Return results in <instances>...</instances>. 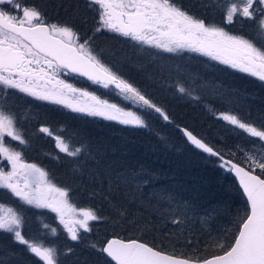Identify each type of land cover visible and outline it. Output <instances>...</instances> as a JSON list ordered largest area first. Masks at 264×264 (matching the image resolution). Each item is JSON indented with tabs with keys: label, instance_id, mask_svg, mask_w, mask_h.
<instances>
[{
	"label": "snow or ice",
	"instance_id": "snow-or-ice-1",
	"mask_svg": "<svg viewBox=\"0 0 264 264\" xmlns=\"http://www.w3.org/2000/svg\"><path fill=\"white\" fill-rule=\"evenodd\" d=\"M87 3L94 7L97 15L95 32L118 33L169 53L200 52L264 81V0H213L227 24L234 20H239L241 26L245 20L251 22V38L232 35L215 24H206L176 0H87ZM65 70L87 77L104 88L114 87L126 100L159 114L165 121L170 120L146 94L102 63L89 41L81 43L79 34L71 26L48 23L45 11L29 0H0V157L11 166L9 171L4 170L8 164L0 167V189L4 190L0 198L15 197L20 205L14 208L0 203V233L11 234L14 242L25 245L26 250L43 264H58L57 249L26 238L22 205L58 213L60 223L73 241L80 239V230H92L90 221L102 217L92 209L77 210L69 204L67 189L57 187L48 179L45 170L25 162L22 153L11 147L10 141H19L22 145L27 141L17 127L15 114L3 103V97L9 94L7 90L15 89L39 100L65 104L73 111L119 120L125 125L147 127L136 111L125 110L59 79ZM178 91L186 93L187 90L181 86ZM70 94L74 102H68ZM77 94L79 99H76ZM220 117L243 130L248 138H257L253 144L259 145L245 151L241 162H235L232 158L226 159L191 131L183 130L196 148L218 157L222 166L235 173L247 197L248 207L237 219L235 236L227 244L223 239L213 243L222 254L208 258L198 254L196 249L188 254H168L137 239L113 238L98 248L109 258L108 264H264V114L259 117V126L231 113H221ZM40 131L54 136L47 127ZM54 140L60 151L68 156L75 157L81 152L58 135ZM256 169L260 170L259 174ZM51 231L55 234L56 229ZM92 247L97 248V245Z\"/></svg>",
	"mask_w": 264,
	"mask_h": 264
},
{
	"label": "trees",
	"instance_id": "trees-1",
	"mask_svg": "<svg viewBox=\"0 0 264 264\" xmlns=\"http://www.w3.org/2000/svg\"><path fill=\"white\" fill-rule=\"evenodd\" d=\"M71 1L66 0L70 4L66 3L67 5L65 6L70 10L68 13L72 18L77 19L78 12L82 13L83 18L91 16L90 13L94 14L90 10L87 11L80 0ZM176 2L192 12L195 9L206 10L207 3L211 2V0H176ZM72 5H74V8H72ZM66 7H62L61 10L64 11ZM208 8H210L209 5ZM58 10L60 9H55L54 12ZM213 15L219 17L220 12L218 11L217 14L214 12ZM50 16L52 21L59 22L61 25L65 24L60 18ZM88 19H86L87 24H89ZM211 22L215 21L210 20L206 24H211ZM49 23L51 22L49 21ZM79 23L80 26L72 27L80 32L83 30L85 23L82 20H79ZM219 25L225 30H229L225 24H221L220 22ZM94 39H98V37H92V43L95 41ZM129 40L131 39L129 38ZM129 40L108 39L107 37L98 40L99 48H95L97 49V55H100L101 62L111 67L122 78L130 80L131 82L129 83L147 95L157 96L155 91L158 94L160 92L168 94L166 88L164 89L166 91H162L154 84L148 83L145 76L144 81H139L137 78L134 79L131 73L135 72L129 66H114V60L111 58V49L115 47L112 45L114 41L118 42L116 47L121 46L125 51L119 57L127 55L141 57V48L133 46ZM185 53L187 52H183V55ZM144 57L140 59V62ZM186 59L189 58L181 60L185 61ZM130 61L131 63H138L135 60ZM154 62H157L156 59H154ZM202 65L204 66L203 72H205V75L209 71L217 75L221 71H224L221 68L218 69L217 66L214 67V64L208 65L202 63ZM151 68L153 69V65ZM222 76L224 78L230 77L226 73ZM196 77L201 78L200 80L202 78L205 79L199 72L196 73ZM241 83L244 85L243 82ZM175 84L170 83L169 85L173 88L172 90L176 95L181 98L182 96H180L177 90L178 87ZM226 85H230V83ZM256 88L254 92L248 90V93H254L256 96L259 94L264 101V97L260 94L263 93L259 90L260 87ZM109 91L114 93L116 103H120L119 98H117L118 92L111 88H109ZM233 99L236 100V97L231 98V100ZM203 101L208 103V100ZM220 102L218 100L213 102L216 104H214L215 107H210L211 112L215 109L223 113L222 109L225 108L222 107ZM4 104L6 108L15 114L17 127L24 134L26 141L32 145L30 153L35 159H41L46 164H51L48 166L53 168L58 177L59 183L56 184L57 187H65L68 191L71 190L74 198L77 200V207L92 209L97 216L102 217V219L93 222L96 225L91 226L92 232H86L80 236L82 241L85 237L86 240H89L91 237L99 238L98 243L101 245V238L106 240L112 239V237L126 238L127 240L137 239L148 243L150 246H156L167 253L169 246L167 245V241L171 240L173 254H188L192 253L193 249H196L198 254L210 258L212 255L222 254V250L213 247L215 241L196 227L194 218L196 219L200 213L213 215L211 224L216 226V230H220L216 233L225 234L224 232L227 230L233 228L236 230L234 223L238 217L244 215L248 207L242 191H240L238 184L231 178L230 174L223 171L221 174L211 165L204 168L199 163L201 160L205 162L204 159H208L212 164L221 165V162L215 158L212 159L196 152L186 143L184 136L177 129L179 126L186 127L195 135L201 137L200 130L197 128L199 126L198 119L192 118V115L200 113L202 118H207L211 114L210 109L203 111V109L198 107L199 105L191 106L190 103L183 105L182 108H175L174 103H172L170 105L174 108L170 112L169 121L163 120L155 112L149 111V113H146L149 114V117L147 116L149 118V128L146 130L122 128L118 131L117 127L112 125L114 122L96 117L89 121L84 120L86 122L85 126L90 128L84 140L80 136L83 134L82 130H79V135H77V132L72 129L74 126L84 128L83 124L77 121H83L81 118L74 117L73 115L64 116L62 111H59V113L55 111L57 109H49L40 106L39 103L36 105L34 101L25 100L24 97L20 98L16 95L6 99ZM210 104L211 102L208 103V105ZM259 115L261 114H258V117L256 115L253 116V119L255 121L259 120ZM206 118V125L208 123L210 126L214 124L212 121H207ZM220 121H222V118L218 123ZM23 122H26V126H23ZM43 127L49 128L54 136L58 135L62 139L65 136L71 143L75 142V147L83 148L85 151L83 159H85L86 154H89L90 150L91 154L95 156L96 161H86L83 163L76 162L75 158H68L69 161L66 163L52 164L51 162L55 161L54 159L57 160L59 156L54 148L56 142L54 136L45 135L46 133L40 131ZM96 127L105 132H96L94 134V130L92 129H96ZM103 134L113 135L114 137L102 136ZM41 135L45 138L43 139ZM98 136L103 137L107 141L104 142ZM216 138L217 136L213 139L216 140ZM238 139L241 140V138ZM204 141L206 142L205 139ZM222 141H216L214 144L209 145L220 150L224 156L227 152L234 153V156L230 155L231 157L228 158H232L235 161L238 154H236V150L233 151L232 149L239 146L237 141L226 139L225 137ZM51 157H54V159ZM0 160H3V158L0 157ZM237 162H240V159ZM89 163H92L93 167L87 169L86 167H89ZM35 164L38 165L36 162ZM58 165L60 169L56 168ZM93 169L95 170V174H97L96 176L89 172V170ZM76 172H78L77 174H84V178L83 176L79 178L75 174ZM71 192H68V197L72 198ZM72 201L74 202L73 198ZM43 213L45 211H41V214ZM174 220L179 221V223H173ZM112 222H115V224L110 226ZM95 231L97 234L94 233ZM23 233L26 235V238L33 239L36 242H39L38 239H41L43 234L40 223L37 222L34 215L25 220ZM235 234L236 231L233 235L228 233L227 242L231 241ZM44 236L51 245L62 240L61 235L56 237L55 234H44ZM178 238L186 241V248ZM177 240L178 242H176ZM105 241H102V243ZM85 244L87 247L90 245L88 243ZM0 264H42V261H39L38 258L28 252L25 245L14 242L11 234L0 233Z\"/></svg>",
	"mask_w": 264,
	"mask_h": 264
},
{
	"label": "rangeland",
	"instance_id": "rangeland-1",
	"mask_svg": "<svg viewBox=\"0 0 264 264\" xmlns=\"http://www.w3.org/2000/svg\"><path fill=\"white\" fill-rule=\"evenodd\" d=\"M80 1H81V3L84 4L87 11H89V10L93 11L94 10V7L88 6L87 0H80ZM29 2L40 5L41 9H43L46 13L48 23L50 21L51 23L60 24L59 22L52 21L50 18L51 17L50 15L60 18V20L63 23H65L67 25L70 24L69 26H71V27L72 26L73 27L80 26L79 20H82L85 23V26H84L82 31L79 32V31L75 30L73 27L72 28L74 31H76L79 34L81 43H83L85 40L89 41V43L93 49L94 54L95 53L97 54L96 48H99L98 40H100L101 38L107 37L108 39H110V38L115 39L116 38V39H120L123 41L129 40L128 37H123V36L119 35L118 33H113V32H109L106 30L101 31V32H95V28L97 27V24H96L97 15L96 14H91L89 12L91 16H87V17L83 18L82 13L78 12L77 19L72 18L71 15L68 13V11L70 12V10H68L67 9L68 7L65 6L68 3L70 4V2H72L71 0L68 3L66 2V0L63 2L61 0H29ZM208 5L211 6L212 8L211 7L206 8V10L195 9V10H192V12L190 11V14L195 15L197 18L203 19L205 21V23H207L210 20H213L215 22H211V24H215L218 27H220L219 23L221 22V24H225L229 28V30H225V29L224 30L229 32L232 35H241V36H245L246 38H251L252 28H253L251 22L245 20L243 23V26H241V23L239 20H234V22L232 24H227L226 22H224L223 15L220 11H219L220 12L219 17H221V18L215 17L213 15L214 12H215V14H217V12H218V10L213 5V0H211V2H208L207 6ZM72 6H73L72 8H74V5H72ZM62 7H66V9L64 11H62L61 10ZM76 7H77V4H76ZM55 9H60V10L54 12ZM78 18H79V20H78ZM87 18H89L88 19L89 24H87V22H86ZM88 32H89V34H88ZM83 36H84V38H83ZM92 37H98V39H94L95 41L92 43L91 42ZM130 41L132 42L133 46L141 48V50H142L141 53H142V55L145 54L144 55L145 57L142 55H141V57L140 56L136 57L135 55H127V56L119 57L122 53H125V51L123 50V47H121V46L116 47L118 42L114 41L112 43V45L115 46L116 48L113 47V49H111L112 50L111 51V53H112L111 58L114 60V66L115 67L116 66H129V68L133 69V71L135 72V73H131V76H133L134 79L137 78L139 81H144V76H145V79L147 80V82L150 83L151 85L154 84L159 90H162V91L168 90V94L165 92L164 93L160 92L158 94V92L154 90L155 93H157V96H152L151 94H148L149 95L148 96L146 93H144V92H142V93L146 94L157 106L161 107L169 115V117L171 116L170 112L173 111L174 107L175 108L176 107L182 108L183 105L190 103L191 106L199 105L198 107L203 109V111H204L206 109L207 110L210 109V107H212V106L215 107L214 104H216V103H213V102H216V100H218L219 102L221 101L220 103H221L222 107L225 108V109H222L223 113L235 114L238 116V118H241V119L245 120L246 122H252L254 125L259 126L260 120L255 121L253 119V116H255V115L257 116L258 114H261V115L264 114V101L259 96V94L256 96L254 93H248V92L251 90L254 92L255 88L259 86L260 87L259 90L263 92L260 94L264 97V91H263L264 90V81H260L258 78L253 77V76L249 75L248 73L240 71L238 68H232L229 65L223 64L219 60H213L211 57L205 56L200 52L181 50L178 52L169 53V52L163 51L162 49H158V48L152 47V46L147 45V44H141V43L134 41V40H129V42ZM183 52H187V53H185L183 55ZM99 57H100V55H98V59L101 60V58H99ZM142 57H144V59L140 62V59ZM150 58L153 60L151 61ZM183 58L184 59L189 58V59L182 61L181 59H183ZM154 59H156L157 62H154ZM130 60L138 61V63L140 62V64L138 65V63H131ZM148 61L150 63H145ZM202 63L208 64V65L211 64L214 67L217 66L218 69L221 68L225 72L221 71L220 74L217 75V74H214L212 71H209V73L207 75H205V72H203L204 66L202 65ZM152 65H153V69L151 68ZM197 72H199L202 76H204L205 79L202 78V80H200L201 78L199 79L198 77H196ZM224 73H226L230 77L224 78V76H222V75H224ZM161 75H162V77H161ZM60 79L64 80L67 83L72 84L76 88L86 89L88 92L95 94L100 99L106 100L111 104H116L125 110L136 111L145 120L147 127H136L133 125H125V124L120 123L119 120H109V119L104 118L103 116H91V115H88L86 113L76 112V111H73L72 108L67 107L65 104L54 103V102L48 101V100H39V99H36L35 97L29 96L28 94L19 92L18 90H15V89L7 90L9 94L7 96L3 97V103H5L6 99L12 98V96L16 95L17 97H20V98L24 97L25 100L28 99L30 101H34L36 103V105H37V103H39L40 106H43V107H46L49 109L50 108L57 109V110H55L57 112L62 111V114L64 116L73 115L74 117L81 118L83 121H80V120H77V121L82 123L84 128L74 126L72 129H73V131L77 132L76 133L77 135H79V130H82L83 134L80 136L83 139L85 138V136L88 135L87 134L88 129H90L87 126H85L86 125L85 121L92 120L96 117L103 118L106 121L114 122V124H112V125L117 127L118 131H119V129H122V128H128V129L138 128L141 130L142 129L146 130L149 128V118H148L149 114H146V113L147 112L149 113L150 110L143 109V108L137 106L136 104H134L132 101L126 100L124 98V96L122 94H120L119 92H118V97L117 96L116 97L119 98L120 103H116L114 93L110 92L109 88H104L102 85H99V84H92V83L86 82L83 79L81 80V79L74 78L65 72L60 74ZM221 79H223V80H221ZM229 79H231V81H229ZM244 79L247 81H245ZM208 80L211 82H209ZM241 80H244V81H241ZM128 82H131V81L129 80ZM175 82H177V83L175 84ZM241 82H243L244 85H242ZM245 82H248V83H245ZM170 83L175 84V86L178 88L181 86L184 87L187 90L186 93H180L179 92L180 96H182V97L181 98L178 97L176 95V93L172 90L173 88L169 85ZM228 83H230V85H226ZM165 88H166V90H164ZM251 88H253V89H251ZM162 94H164V95L162 96ZM196 97H199V99H196ZM233 97H236V100L235 99L231 100V98H233ZM228 98H230V99H228ZM76 99H79L78 94L76 96ZM203 100H208V103L211 102V104L208 105V103L204 102ZM68 102H74L71 94L68 97ZM202 102H204V103H202ZM172 103H174L173 108L170 105ZM199 103H201V104H199ZM49 109H45V110H49ZM209 111L211 112V109ZM220 114H221L220 112L213 109V112H211V114H209L207 118L205 117L207 119V121L214 122V124H211V126L209 125V123L206 125L205 118H202L200 113H195L192 115V118L198 119V125L199 126H197V128L200 130V134H201V137H199V138H204L206 140V142H208L207 144H211V145L214 144V142H216V141L223 142L222 140L224 137L226 139L236 140L239 146L235 149H232V150L233 151L236 150V154H238L237 158L240 159V162H241L244 158L245 151H251L254 147L259 146V145L253 144V141L256 140L257 138H248L247 134L244 133L243 130L235 128V126L230 125L227 121H224L223 119H222V121H220L218 123V121L221 119ZM242 114H245V115H242ZM184 115H186V114L184 113ZM261 115H259V117ZM199 121H200V123H199ZM23 126H26V122H23ZM78 128H81V129H78ZM92 130H94V134H96V132H99V133L105 132L104 130L97 128V127H96V129H92ZM22 135H23V138L26 140V138L24 137V134H22ZM45 135H47V134H45ZM102 136L114 137L113 135H109V134L108 135L103 134ZM215 136H217L216 140L213 139ZM218 136H220V137H218ZM41 137L43 139L45 138L42 135H41ZM98 137H99V139L102 138L104 140V142L107 141L106 139H104L101 136H98ZM238 138H241V140H239ZM63 139H64L65 143L69 144L70 147L80 148L81 152L75 157L68 156L66 153L61 152L60 149L55 144L54 148L56 149V153H58L59 156H58L57 160L54 159V157H51L55 160V161L51 162L52 164L66 163L69 161L68 158H70V159L75 158L76 162H83V163H85L86 161H96L95 156L91 154L90 150H89V154H86L85 159H83V155L85 154L84 149L81 147H75L76 146L75 142L71 143L70 140L68 138H66L65 136H63ZM6 140L10 141V138H6ZM88 140H90V138H88ZM244 141H246V142H244ZM10 142H14L12 144L10 143L11 147H13L15 150L20 151L22 153V159L25 162L33 163V164H35V162L38 163V165L36 164L38 167L42 168L43 170L46 169L45 171L48 173V179L53 184L56 185L57 183H59V181L57 179L58 177L56 176L53 168L52 167L50 168L48 166L51 164H46L41 159L40 160L35 159L34 156L30 153V150H32L31 149L32 145L29 142H27L26 144H23V145L20 144L19 141H10ZM241 149H243L244 151H241ZM232 154H233L232 152H227L225 157L226 156H227V158L231 157L230 155H232ZM237 158L235 159L236 162L238 160ZM204 161L205 162H203L201 160V162H199L204 168H207L208 165H211L213 168L217 169L221 174L223 171L224 173L226 172V173L230 174L231 178H233L228 167L222 166L223 165L222 163H221V165H218L216 163L212 164L208 159H204ZM0 162H2V163H0V165L5 164L4 160H0ZM6 164H8L7 161H6ZM88 166L89 167H86V166L85 167L88 169L90 167H93V164L89 163ZM58 167H59V165L56 168L60 169ZM6 168H9V170H10V168H11L10 164H8V166ZM259 171H260L259 169H256L257 174H259ZM89 172L95 176L97 175V174H95L94 169L89 170ZM77 173L78 172H76L75 174H77ZM77 175L79 178H81L82 176L84 178V176H85L84 174H80V173ZM64 183H62V184H64ZM2 191H4V190L0 189V192H2ZM68 192H71V190ZM71 195H73L72 192H71ZM72 198H73L74 202L72 201ZM72 198L71 197L67 198L69 204L74 206L77 210L82 209L80 207H77L78 206L76 204L77 200L74 198V195ZM0 203L7 204L9 207H14V208L20 207V205H18L17 198H15V197H11L10 199L0 198ZM22 207L25 209V211L23 212L25 220H27L28 217H30L31 215H34L36 217L37 222L40 223V228H41L43 235H42L41 239H38V241L42 242L45 246H53L54 245V247L57 249L58 264H71V263L72 264H108V259L106 258V256L98 251L99 247L104 246L105 242L102 243V241H105L106 239L101 238V245H100V243H98L99 238H93V237H91L89 240L88 239L86 240V237H85L83 241L81 238L76 240V241H73V240H71L70 235L67 232V230L64 228V225L60 223L58 213L53 212L47 208H35V207L29 206V205H22ZM41 211H45V213L41 214ZM212 216L213 215H210V214H201L200 213L196 219L194 218L196 227L198 229H200L201 232L207 234V236L212 238L214 241L223 239L225 241V243L227 244V241H228L227 235H228V233H231L233 235L236 231L235 228L225 231L224 232L225 234L216 233L217 231H220V230L219 229L216 230V226H214V224H211ZM93 222L94 221L89 222L90 227L96 225V224H93ZM236 222L234 223V225H236ZM114 224H115V222H112V223H110V226H112ZM45 225H48V227L46 228ZM52 229H56V232H55L56 237H58L60 235L62 237V240H60L58 243H55L53 245L48 243L49 241L44 236V234H49V235L53 234L51 231ZM85 233L86 232H84L83 230H80L78 235L80 237L82 234H85ZM94 233L97 234L96 231ZM159 236H160V233H159ZM122 239H126V238H122ZM167 239H169V238H167ZM178 239H180V238H178ZM180 240H181V242H183L184 247L186 248V246H185V245H187L186 241L184 239H180ZM167 242H168L167 245L171 246V240L167 241ZM176 242H178V240ZM85 243L90 244V245H88V247H90V248H88ZM93 244L97 245V248H93L92 247ZM169 246H168L167 253L171 254L173 252L172 251L173 248H172V246L171 247H169ZM59 248H61V249L59 250ZM70 248H73V249H71V251L69 252L68 250ZM42 264H43V262H42Z\"/></svg>",
	"mask_w": 264,
	"mask_h": 264
},
{
	"label": "water",
	"instance_id": "water-1",
	"mask_svg": "<svg viewBox=\"0 0 264 264\" xmlns=\"http://www.w3.org/2000/svg\"><path fill=\"white\" fill-rule=\"evenodd\" d=\"M65 72H68L67 70H65ZM73 76H76V77H78V78H83L84 80H86L87 82H91V83H93L92 81H90V80H88L87 79V77H84V76H81V75H79L78 73H71ZM70 74V75H71ZM114 88V87H113ZM179 131H180V133H181V135L182 136H184V139H185V141H186V143L190 146V147H192L196 152H198V153H200V154H203V155H205V156H208V157H211V158H216L217 160H219L222 164H223V162L218 158V157H214V156H211L210 154H208V153H205V152H203L201 149H198V148H196L190 141H188V139H187V137L184 135V129H187L186 127H182V126H179L178 128H177ZM188 131H191L189 128L187 129ZM192 132V131H191ZM193 133V132H192ZM193 135H195L194 133H193ZM195 136H197V135H195ZM197 138H199L198 136H197ZM199 139H202V138H199ZM203 140V139H202ZM203 142H205L204 140H203ZM206 143V142H205ZM207 144V143H206ZM226 158V157H225ZM227 159V158H226ZM231 174H232V176H233V178L234 179H236V181L238 182V185H239V188H240V190L242 191V193H243V190H242V188L240 187V184H239V179H238V177H236V175H235V173L234 172H231ZM243 195H244V197H245V199H246V202H247V197H246V195L243 193ZM113 238H117V237H112V239ZM117 239H120V238H117ZM126 241V240H125ZM109 259V258H108Z\"/></svg>",
	"mask_w": 264,
	"mask_h": 264
},
{
	"label": "flooded vegetation",
	"instance_id": "flooded-vegetation-1",
	"mask_svg": "<svg viewBox=\"0 0 264 264\" xmlns=\"http://www.w3.org/2000/svg\"><path fill=\"white\" fill-rule=\"evenodd\" d=\"M210 7H211V6H210ZM207 8H208V6H207ZM94 10H95V9H94ZM5 162H6V161H5ZM2 166H3V165H0V167H2ZM4 170H5V171H9V168H6V167H5Z\"/></svg>",
	"mask_w": 264,
	"mask_h": 264
}]
</instances>
